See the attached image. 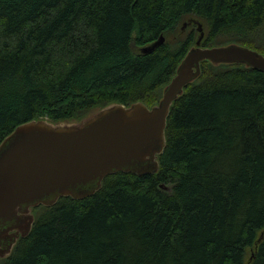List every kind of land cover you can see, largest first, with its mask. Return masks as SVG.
Returning <instances> with one entry per match:
<instances>
[{"label": "trees", "instance_id": "trees-1", "mask_svg": "<svg viewBox=\"0 0 264 264\" xmlns=\"http://www.w3.org/2000/svg\"><path fill=\"white\" fill-rule=\"evenodd\" d=\"M187 17L202 46L264 55V0H0V142L29 120L156 103L196 40ZM164 133L156 172L33 207L0 264H264V71L202 61Z\"/></svg>", "mask_w": 264, "mask_h": 264}, {"label": "water", "instance_id": "water-1", "mask_svg": "<svg viewBox=\"0 0 264 264\" xmlns=\"http://www.w3.org/2000/svg\"><path fill=\"white\" fill-rule=\"evenodd\" d=\"M188 25H195L198 32L194 45L185 52L153 105L110 103L80 120H29L0 142V239L9 240L6 247L0 245V259L30 230L33 207L50 206L62 196H90L106 175L117 171L137 175L156 172L170 107L200 75L202 61L237 63L264 71V55L257 50L235 42L202 46V22L187 18L180 31ZM164 40L160 34L140 50L152 52ZM160 187L169 189L164 184Z\"/></svg>", "mask_w": 264, "mask_h": 264}, {"label": "flooded vegetation", "instance_id": "flooded-vegetation-1", "mask_svg": "<svg viewBox=\"0 0 264 264\" xmlns=\"http://www.w3.org/2000/svg\"><path fill=\"white\" fill-rule=\"evenodd\" d=\"M8 243H9L8 239H0V245L2 247H6Z\"/></svg>", "mask_w": 264, "mask_h": 264}, {"label": "rangeland", "instance_id": "rangeland-1", "mask_svg": "<svg viewBox=\"0 0 264 264\" xmlns=\"http://www.w3.org/2000/svg\"><path fill=\"white\" fill-rule=\"evenodd\" d=\"M186 19H187V18H186ZM186 19H185V20H186ZM185 20H184V21H185ZM194 27H195V25H194ZM190 28H191V25H188V26L183 30V34H184L186 31L190 30Z\"/></svg>", "mask_w": 264, "mask_h": 264}, {"label": "bare ground", "instance_id": "bare-ground-1", "mask_svg": "<svg viewBox=\"0 0 264 264\" xmlns=\"http://www.w3.org/2000/svg\"><path fill=\"white\" fill-rule=\"evenodd\" d=\"M188 18V17H187ZM209 62V61H208Z\"/></svg>", "mask_w": 264, "mask_h": 264}]
</instances>
